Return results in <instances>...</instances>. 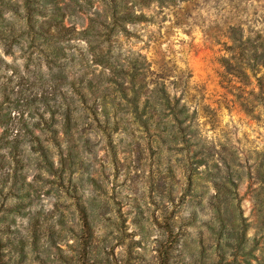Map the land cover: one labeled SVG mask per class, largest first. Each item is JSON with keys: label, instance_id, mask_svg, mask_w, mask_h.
<instances>
[{"label": "rangeland", "instance_id": "374dc122", "mask_svg": "<svg viewBox=\"0 0 264 264\" xmlns=\"http://www.w3.org/2000/svg\"><path fill=\"white\" fill-rule=\"evenodd\" d=\"M0 264H264V0H0Z\"/></svg>", "mask_w": 264, "mask_h": 264}, {"label": "trees", "instance_id": "16d2710c", "mask_svg": "<svg viewBox=\"0 0 264 264\" xmlns=\"http://www.w3.org/2000/svg\"><path fill=\"white\" fill-rule=\"evenodd\" d=\"M28 5H26L27 7ZM28 8V7H27ZM29 12V11H28ZM78 215H79V220L82 226V229L88 233L91 229L90 221H89V216L88 213L85 209L84 206L78 205Z\"/></svg>", "mask_w": 264, "mask_h": 264}]
</instances>
